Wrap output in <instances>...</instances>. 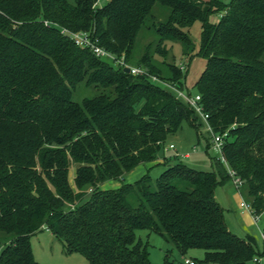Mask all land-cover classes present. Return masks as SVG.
I'll list each match as a JSON object with an SVG mask.
<instances>
[{
    "label": "trees",
    "instance_id": "trees-1",
    "mask_svg": "<svg viewBox=\"0 0 264 264\" xmlns=\"http://www.w3.org/2000/svg\"><path fill=\"white\" fill-rule=\"evenodd\" d=\"M198 20L207 65L191 89L182 65L166 59L167 44L191 53ZM63 28L89 32L146 73L125 72ZM152 76L201 96L214 131H228L223 153L244 199L264 213V0H0V264H40L31 237L43 230L90 264H153L142 229L183 259L193 248L210 264L264 256V229L233 231L217 200L232 183L218 156L210 171L176 160L156 181L149 172L125 180L184 123L199 135L205 125ZM164 264H176L172 253Z\"/></svg>",
    "mask_w": 264,
    "mask_h": 264
},
{
    "label": "rangeland",
    "instance_id": "rangeland-1",
    "mask_svg": "<svg viewBox=\"0 0 264 264\" xmlns=\"http://www.w3.org/2000/svg\"><path fill=\"white\" fill-rule=\"evenodd\" d=\"M217 19V15L211 16V21H216ZM188 30L189 36L192 40L193 51L191 53H189L190 51H188V53H185V47L181 42H168V54L166 59L171 63L174 62L178 65H182V69L186 73V77L184 78L185 85L188 88L192 89L193 83L199 78V76L205 69L207 65V60L205 57L199 56L202 33L201 21L198 20L194 22V24ZM188 59L189 62L191 61L189 67L188 65H186ZM185 91L187 92V88L185 89ZM192 93H195V89L192 90ZM196 123L199 124L198 120L196 121ZM208 136L209 133L207 131L206 124H203L201 128V133L199 135L194 127H192L188 123H184L183 128L181 130H179L176 134L170 135L168 137L164 147L159 152V158L167 160L168 158L172 157V159L170 160L171 162L180 160L194 170L210 171L213 167L211 157L218 156L219 154L218 151L213 149V147L207 150ZM171 144L175 145V149L170 148ZM187 152L190 153L189 158L184 156V154ZM175 155L178 156V159H175ZM166 167L167 165L154 163L153 166L148 169V172L151 175L153 181H156L160 177ZM139 170L140 169L138 167L134 172L131 171L132 174L131 172L127 173L125 176V180L127 182H133L137 178H140L141 175L138 174ZM136 175H138V177ZM74 176L75 168H72L70 171L71 182H73ZM134 176H136L137 178H133ZM122 183L123 180L111 181L110 184H103L101 188L104 189L111 188V186H120ZM232 187L233 193H235L233 197V201L235 202L234 204H236L238 208L242 210V208L239 206V199H241L240 194L234 188L233 184ZM225 188L227 189L228 187H223L222 189ZM229 190L230 188H228L226 192H228ZM228 204L229 206L234 207L232 205L231 199H229ZM228 204L226 203V205ZM243 216L244 222L248 227L254 229L257 234H262L264 229V213L261 215L258 224H256L250 216ZM235 217H238L237 213L235 214ZM233 229H235L233 231L240 233L241 235L245 233L241 230H239L238 232V228ZM137 237L144 244L147 245L149 251V259L153 264H164L166 255L168 253H172V258L175 260L176 264H185L182 256L178 253V251L174 249L173 245L168 243L160 234L150 233L148 230L142 229L137 232ZM261 239H263L264 241V237H262ZM31 244L34 256L40 264H90L87 259L81 254L68 253L65 250L63 243L58 240L51 233V231L43 230L33 235L31 237ZM187 257H191L197 260V264H210L205 261V251L201 248H193L189 250L187 253ZM256 258H259L260 262H256L253 259L246 262L245 264H264V256H257Z\"/></svg>",
    "mask_w": 264,
    "mask_h": 264
},
{
    "label": "built area",
    "instance_id": "built-area-1",
    "mask_svg": "<svg viewBox=\"0 0 264 264\" xmlns=\"http://www.w3.org/2000/svg\"><path fill=\"white\" fill-rule=\"evenodd\" d=\"M62 33L64 35H66L68 38H70L71 40H73L75 42V44H77L78 46L91 50L96 56L102 57V58H109L111 60H114L117 65H119L123 68L129 67L130 72L132 74L138 75V74L146 73V70L142 67H135V66L131 67L126 62L124 56H122L120 58H116L113 55V53H111L110 51H108L105 48H103L102 46H100L98 44V41L95 40L92 37V35L87 31H77L76 32V31H70L67 28H63ZM152 79L156 82L162 83L167 88L173 90L176 93L177 98L184 100L186 103H188L197 112V114H199L201 116L202 120L206 124L207 131L212 136V147H213V149L218 151V154H219L218 158L227 166L231 180H232V184L241 196V200L239 201V206L242 209L251 212L255 222L257 223L260 219V215H257L254 213L251 204L248 203L244 199V197L241 193V187L243 186V179L241 178V176H239L237 174V172L234 169H232L229 166V163H228V161H227V159L223 153L224 141H225V138L228 136V131H225L224 133H217L214 131L213 127L209 123V115L204 112L203 106L200 103L201 96L199 94H190L189 92H186L185 90L179 89L178 87H176L173 84L162 81L160 78H158L156 76H152ZM170 148L175 149V145L171 144ZM177 155H178V153H177ZM189 155H190V153H188V152L184 154L185 157H189ZM263 237H264V235H263ZM183 260H184L185 264H197L195 259H193L191 257H184ZM255 261H260V259L256 258Z\"/></svg>",
    "mask_w": 264,
    "mask_h": 264
},
{
    "label": "crops",
    "instance_id": "crops-1",
    "mask_svg": "<svg viewBox=\"0 0 264 264\" xmlns=\"http://www.w3.org/2000/svg\"><path fill=\"white\" fill-rule=\"evenodd\" d=\"M189 153V152H188ZM190 157V156H189ZM188 157V158H189ZM154 163H158V164H163V165H168V164H172V163H174V162H171V161H168V160H163V159H161V158H159V159H157L156 161H152V162H147V163H142V164H140L139 166H137L132 172H134L138 167H139V173L138 174H140L141 176L142 175H144V174H146L147 172H148V169L151 167V166H153V164ZM132 172H131V174H132ZM139 175V176H140ZM137 177H138V175H136ZM136 176H134L133 178H137ZM140 176V177H141ZM138 179V178H137ZM136 179V180H137ZM111 183V181L110 182H106L105 184H110ZM104 184V185H105ZM116 187H119V185L118 186H111V188H116ZM223 187H228V188H230V190L228 191V192H226L227 190H228V188L226 189H222ZM104 189H108V188H104ZM233 187H232V183H229V184H227V185H224V186H222V187H220L219 189H218V191H217V200L227 209V210H229V211H227V218H228V222H229V226H230V228L232 229V230H235V229H233V228H238V232H239V230H241V231H243V232H245L242 236H244L245 234H246V232L247 231H249V230H254V229H252V228H250V227H248L246 224H245V222H244V216L243 215H248V216H250L252 219H253V221L255 222V220H254V218H253V215L251 214V212H249V211H247V210H241V209H239L238 208V206L236 205V204H234L235 202L233 201V197H234V195H235V193H233ZM228 193V194H227ZM237 196V195H236ZM229 197V198H228ZM241 197V196H240ZM227 199H228V202H229V199H231V201H232V205L234 206V207H232V206H229V204H228V202H227ZM241 199H239V201H240ZM226 203L228 204V205H226ZM236 209V210H235ZM238 214V217H235V214ZM260 217H261V215H260ZM259 221H260V219H259ZM259 221L256 223V224H258L259 223ZM233 226H236V227H233ZM49 231V230H48ZM238 234H240V233H238ZM241 235V234H240ZM256 262H260V261H256Z\"/></svg>",
    "mask_w": 264,
    "mask_h": 264
},
{
    "label": "water",
    "instance_id": "water-1",
    "mask_svg": "<svg viewBox=\"0 0 264 264\" xmlns=\"http://www.w3.org/2000/svg\"><path fill=\"white\" fill-rule=\"evenodd\" d=\"M124 71L127 72V73H129L130 72V68L129 67H126V68H124Z\"/></svg>",
    "mask_w": 264,
    "mask_h": 264
}]
</instances>
